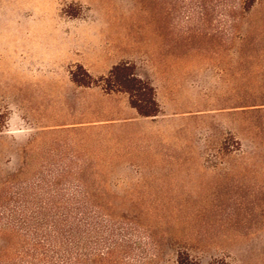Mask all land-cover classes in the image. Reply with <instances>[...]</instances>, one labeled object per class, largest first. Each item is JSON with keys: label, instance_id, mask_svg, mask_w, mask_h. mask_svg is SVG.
<instances>
[{"label": "rangeland", "instance_id": "374dc122", "mask_svg": "<svg viewBox=\"0 0 264 264\" xmlns=\"http://www.w3.org/2000/svg\"><path fill=\"white\" fill-rule=\"evenodd\" d=\"M53 37L74 48L46 57ZM121 61L152 81L159 116L72 80ZM44 167L106 185L157 264H264V0H0V250L11 197Z\"/></svg>", "mask_w": 264, "mask_h": 264}, {"label": "trees", "instance_id": "16d2710c", "mask_svg": "<svg viewBox=\"0 0 264 264\" xmlns=\"http://www.w3.org/2000/svg\"><path fill=\"white\" fill-rule=\"evenodd\" d=\"M255 1L243 0L244 10ZM76 67L71 76L79 86L126 93L141 117L162 113L155 86L139 75L134 63L121 61L98 78L82 64ZM87 174L56 167L32 173L11 197V252L0 250V264H157L160 251L149 245L154 241L151 232L137 215L120 211L106 185L84 180ZM174 264L202 263L177 250ZM210 264L230 262L222 257Z\"/></svg>", "mask_w": 264, "mask_h": 264}, {"label": "crops", "instance_id": "0c3cea01", "mask_svg": "<svg viewBox=\"0 0 264 264\" xmlns=\"http://www.w3.org/2000/svg\"><path fill=\"white\" fill-rule=\"evenodd\" d=\"M54 39H55L54 37L53 38H49L43 44V48L45 49L46 57H48V58L49 57H52V55H54V54L57 55V53H60L61 51H64V50H72L74 48L72 44L65 43V42L59 41L57 39L54 40ZM76 61L77 60H73V62H76ZM98 73L104 74L105 71H99ZM131 109H132L131 110L132 111L131 114L133 113L134 116H135V114H138L137 110L135 108H133L132 106H131Z\"/></svg>", "mask_w": 264, "mask_h": 264}]
</instances>
